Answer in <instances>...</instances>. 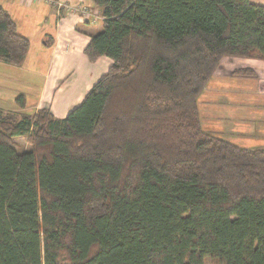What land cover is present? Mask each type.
I'll return each mask as SVG.
<instances>
[{
    "label": "trees",
    "instance_id": "trees-1",
    "mask_svg": "<svg viewBox=\"0 0 264 264\" xmlns=\"http://www.w3.org/2000/svg\"><path fill=\"white\" fill-rule=\"evenodd\" d=\"M91 2L101 29L83 52L111 63L80 102L61 117L0 106V264H264V144L199 115L223 57L264 60V6ZM28 47L0 5V62Z\"/></svg>",
    "mask_w": 264,
    "mask_h": 264
},
{
    "label": "crops",
    "instance_id": "crops-1",
    "mask_svg": "<svg viewBox=\"0 0 264 264\" xmlns=\"http://www.w3.org/2000/svg\"><path fill=\"white\" fill-rule=\"evenodd\" d=\"M65 1L73 5L83 4L96 8L91 0ZM250 1L264 6V0ZM0 5L11 15L17 31L29 41L26 56L20 66L0 64L2 75L0 79L11 82L14 86L16 84V87L28 85L36 90V96L33 97L30 106L26 105L27 107L21 109L13 100L11 107L0 106L16 111L31 110L29 112L39 107H48L55 116H64L72 104L80 102L86 91L111 63V59L106 56L90 62L83 52L90 37L101 29V20L91 22L67 10H57L54 5L42 1L0 0ZM246 68L254 72L250 77L258 79L257 89L264 93V60L227 56L221 59L215 69L212 79L205 88L206 93L210 92L211 87L214 101L217 95L227 93L228 100L223 99L221 104L231 103V100H234L229 96L235 93L231 91L229 84L234 86L235 83H228L224 77L242 76L233 74V71ZM15 92L14 89L13 92L10 90V98L16 94H23ZM243 105L244 109L250 110V102L244 101ZM206 107L205 103L200 106L202 109L199 112L200 120L204 127L214 134L222 138L228 135L231 137L228 140L240 145L250 143L247 142V138L244 140L245 135L255 136L254 130L245 132L255 126L248 117L244 115L232 117L229 113L230 115L226 114L219 124L222 115L220 119H216L218 116L206 111ZM259 141L261 140L251 142L255 144Z\"/></svg>",
    "mask_w": 264,
    "mask_h": 264
},
{
    "label": "rangeland",
    "instance_id": "rangeland-1",
    "mask_svg": "<svg viewBox=\"0 0 264 264\" xmlns=\"http://www.w3.org/2000/svg\"><path fill=\"white\" fill-rule=\"evenodd\" d=\"M0 64H5L0 62ZM0 74V78H1ZM228 83L232 82L235 83V85L231 86V91L235 93V95L229 96L232 97L234 101L231 100V103L229 104H221V101L223 99L228 100L227 93H222L220 95L216 96V101L213 99V94H211V87L210 92L206 93L205 89L202 91L200 97H199V109L202 104H206V111L212 113L213 115L218 116L216 119H220V116L222 115V119L219 120V124L223 120V118L226 116V114L231 113V116H246L250 120L254 122L253 125H255L250 130H246L245 132L253 131L255 132V136L250 135H243L244 140L247 142H250L247 144V146H255V145H262L264 144V93L259 92L260 90L257 89V78L256 77H250V76H225L224 77ZM0 79V105L3 107H11L13 104V96L10 98V90L13 92V89L19 92H22L25 96L26 105L30 106V103L33 99V97L36 96V90L33 88V86H18L16 87V84L5 82V80ZM32 83V82H31ZM34 84V83H32ZM228 85V84H227ZM251 87V90H250ZM250 90L249 93H247ZM15 92V94H16ZM244 92V94H243ZM2 96V97H1ZM5 97V98H4ZM230 100V99H229ZM250 102V110L244 109L243 103ZM26 106V107H27ZM74 105L72 104V107ZM71 107V108H72ZM203 109V107H202ZM201 109V110H202ZM31 111V110H28ZM230 115V114H229ZM234 115V116H233ZM245 134V133H243ZM225 139H230L231 137L228 135L224 136ZM261 140L255 144L254 142H251L253 140ZM263 139V140H262ZM16 147L18 151L27 150L29 148V144L25 141L24 138H16ZM204 264H215L214 260L210 258L209 256L204 257Z\"/></svg>",
    "mask_w": 264,
    "mask_h": 264
},
{
    "label": "built area",
    "instance_id": "built-area-1",
    "mask_svg": "<svg viewBox=\"0 0 264 264\" xmlns=\"http://www.w3.org/2000/svg\"><path fill=\"white\" fill-rule=\"evenodd\" d=\"M24 1L25 2H33V1L47 2L49 4L54 5L57 10H60V9L67 10L71 13L78 14L82 18H84L88 21H91V22H95L97 20L102 19V16L99 12V9H97V8L93 9V8H91L87 5H83V4H74L73 5V4H69L65 0H24Z\"/></svg>",
    "mask_w": 264,
    "mask_h": 264
}]
</instances>
